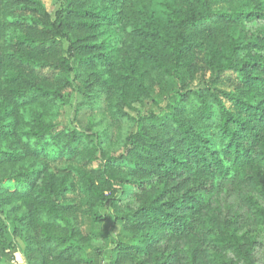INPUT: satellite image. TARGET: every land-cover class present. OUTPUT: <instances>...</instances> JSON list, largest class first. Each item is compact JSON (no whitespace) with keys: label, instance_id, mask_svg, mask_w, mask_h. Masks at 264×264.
Returning a JSON list of instances; mask_svg holds the SVG:
<instances>
[{"label":"trees","instance_id":"16d2710c","mask_svg":"<svg viewBox=\"0 0 264 264\" xmlns=\"http://www.w3.org/2000/svg\"><path fill=\"white\" fill-rule=\"evenodd\" d=\"M0 6V263L95 264L97 240L109 264H256L257 234L222 210L264 228V0ZM156 90L169 119L131 115Z\"/></svg>","mask_w":264,"mask_h":264},{"label":"rangeland","instance_id":"374dc122","mask_svg":"<svg viewBox=\"0 0 264 264\" xmlns=\"http://www.w3.org/2000/svg\"><path fill=\"white\" fill-rule=\"evenodd\" d=\"M45 4L47 10L50 12L52 16H54L55 11L60 6V0H42ZM2 19V10L0 6V21ZM262 23H252L248 24L247 28L251 31L256 30L257 28L261 27ZM67 47V44H65ZM76 85V84H75ZM167 92L178 91L179 85L174 80H169L167 82V86L165 89ZM177 97H174L173 100H177ZM82 97L77 91H71L68 96V103L60 109V117L59 121L61 124L68 125L73 127L78 125L77 118H76V111L77 106L81 102ZM168 100L166 95L162 94L161 90H156L154 92L153 98L145 103L143 106H137V111L131 112L133 116H140V117H149V116H156L160 120H168L169 110L167 109ZM163 121V120H162ZM167 130H162L158 123L154 124H147L146 129L147 131L155 136L158 139H166L172 136V127L169 122L166 123ZM254 199L257 200L263 207H264V197L259 196L258 194H252ZM210 196L206 199L208 200ZM223 206L222 215L230 217L233 223L239 225L243 232H251L257 234V246L254 253L255 263L256 264H264V228L257 225L253 220V217L250 213L246 212L241 204L240 201H236L234 204L227 202V206ZM223 216H219L220 219H223ZM105 229L108 231L112 230L111 223L107 221L105 223ZM119 233V228H115L113 230V235L116 236ZM87 257L94 261L95 264H109L112 260V251L111 247L107 246L102 241L94 240L87 248ZM16 259L12 262H2L0 264H25V259L21 255L19 249L14 251Z\"/></svg>","mask_w":264,"mask_h":264}]
</instances>
